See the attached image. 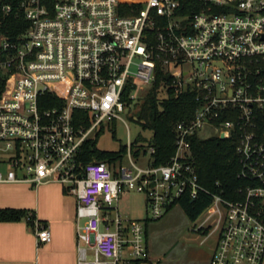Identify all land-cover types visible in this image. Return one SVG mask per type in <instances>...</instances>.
I'll return each instance as SVG.
<instances>
[{
    "label": "built area",
    "instance_id": "built-area-1",
    "mask_svg": "<svg viewBox=\"0 0 264 264\" xmlns=\"http://www.w3.org/2000/svg\"><path fill=\"white\" fill-rule=\"evenodd\" d=\"M3 1V16L23 15L29 27L0 34V187L59 183L75 196L77 264H118L126 250L146 259L147 222L203 193L212 201L191 230L218 233L209 264H262L264 0H199L197 10L184 0ZM161 75L160 98L195 99L193 116L175 124L169 160L157 164L150 142L134 152L130 138L116 160H82L104 123L142 112ZM212 137L236 143L241 198L200 180L194 141ZM134 153L149 156L145 167ZM130 190L144 195L145 219L120 213ZM24 219L38 245L52 239L33 211Z\"/></svg>",
    "mask_w": 264,
    "mask_h": 264
},
{
    "label": "crops",
    "instance_id": "crops-1",
    "mask_svg": "<svg viewBox=\"0 0 264 264\" xmlns=\"http://www.w3.org/2000/svg\"><path fill=\"white\" fill-rule=\"evenodd\" d=\"M2 188L6 193L0 195V208L33 211L48 226L52 239L38 245L34 230L24 218L0 221V264H77L75 196L59 183L38 187L14 183L3 184ZM147 232L149 238V223ZM209 239L206 234L202 238L184 235L174 243L153 248L149 238L148 256L139 264H209L217 244H209ZM118 264L136 263L126 250Z\"/></svg>",
    "mask_w": 264,
    "mask_h": 264
},
{
    "label": "trees",
    "instance_id": "trees-1",
    "mask_svg": "<svg viewBox=\"0 0 264 264\" xmlns=\"http://www.w3.org/2000/svg\"><path fill=\"white\" fill-rule=\"evenodd\" d=\"M189 2L195 6L196 10L201 7L199 0H184L185 4ZM3 4L4 1L0 0V34L16 38L28 29L29 21L23 15L17 16L14 13L7 17L3 16ZM163 78V75L158 78L156 87L151 91L142 109V119L145 120L146 127L153 131L150 144L156 149L157 164L166 163L175 151V124L180 119L192 117L195 110L194 95L190 92L172 90L167 98H160L158 86ZM2 87L3 82H1L0 90ZM78 113L82 116L85 115V112L81 110L77 111ZM193 147L203 185L213 192L224 190L225 195L230 199L241 198L239 189L245 187L246 182L238 178L236 143L218 137L208 140L196 138ZM125 151L126 147H121L118 151L99 149L96 140L90 139L84 145L82 160L87 162L97 158L110 162L121 157ZM217 182H219V186ZM211 201V196L203 193L195 199H184L181 206L188 217L194 221ZM27 212V210L14 208L0 209V221L20 220ZM148 223L149 221L147 225ZM141 261L143 260H135V263L139 264Z\"/></svg>",
    "mask_w": 264,
    "mask_h": 264
},
{
    "label": "rangeland",
    "instance_id": "rangeland-1",
    "mask_svg": "<svg viewBox=\"0 0 264 264\" xmlns=\"http://www.w3.org/2000/svg\"><path fill=\"white\" fill-rule=\"evenodd\" d=\"M125 121L104 123L102 131L97 135L93 134L97 147L102 150L118 151L125 147L129 138L132 141L134 152L142 146L147 147L152 139L153 131L146 125L136 121L134 117H141V111H134L133 116L128 113L123 114ZM134 161L142 167L147 165V157L133 156ZM123 165H131L130 158L126 155L122 160ZM6 193L5 188L0 187V195ZM9 193V192H8ZM119 210L122 215L132 218L145 219L147 217V204L144 195L133 190L123 194L119 202ZM196 221H192L185 210L180 205L174 206L163 218L156 221H149V238L153 248L174 243L184 235L192 237H204V233L189 231ZM218 239V233L215 232L209 239V244L214 245ZM91 254L93 251H89ZM264 264V261L263 263Z\"/></svg>",
    "mask_w": 264,
    "mask_h": 264
},
{
    "label": "water",
    "instance_id": "water-1",
    "mask_svg": "<svg viewBox=\"0 0 264 264\" xmlns=\"http://www.w3.org/2000/svg\"><path fill=\"white\" fill-rule=\"evenodd\" d=\"M166 78H169V75Z\"/></svg>",
    "mask_w": 264,
    "mask_h": 264
}]
</instances>
